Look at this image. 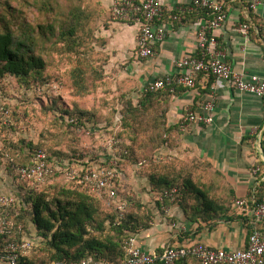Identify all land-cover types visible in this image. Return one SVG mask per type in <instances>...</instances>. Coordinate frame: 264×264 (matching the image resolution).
Here are the masks:
<instances>
[{
	"label": "trees",
	"instance_id": "1",
	"mask_svg": "<svg viewBox=\"0 0 264 264\" xmlns=\"http://www.w3.org/2000/svg\"><path fill=\"white\" fill-rule=\"evenodd\" d=\"M16 2H19L17 7L14 5ZM100 10L96 0H0V85L1 81L11 77L15 80V89L18 85L27 90L30 87L37 90L46 86L51 76L47 74L48 58L55 53L58 58L66 59L72 65L69 78L75 95H91L97 88L96 83L102 79L97 68L91 65V57L94 59L96 55L98 60L101 57L98 48L103 50L105 44L100 37V24L106 25V20L105 14L101 18L98 15ZM200 11L208 14L206 10ZM30 14L38 16L36 23L31 20ZM110 17L115 19L111 9ZM101 52L104 56V52ZM91 69L96 72L92 81ZM150 96L152 94H144L143 107ZM72 111L65 110L62 115L63 118L66 116L76 120L75 123L67 121L72 124L71 127L78 132L80 129L84 132L91 130L96 136L102 131L111 134L105 141L115 137L124 150L119 157L110 156L108 152L103 154L90 145V150L82 149L70 154L3 141L5 150L0 151V188H5V191L17 198L18 205L12 210V216L17 224L25 225L26 237L33 242L30 253L21 256L20 264H55L89 259H105L112 264H124L125 243L149 229L157 212L165 215L169 208L180 206L191 224L199 223L196 216L202 214V211L217 213L218 210L213 207L205 205L200 208L186 204L185 198H182L185 189L198 191L200 188L188 179L179 184L171 180L167 173L150 177L151 193L157 198L154 206L145 205L134 190L131 192L136 197L127 198L131 192L128 191V182L124 185L123 179L129 171L125 163L134 162L131 158L132 150L121 134L114 133L113 124H89L91 119H86L87 112L79 109ZM123 120L124 116H119L116 124ZM175 129L180 131V126ZM165 133L166 136L170 135L168 131ZM38 149L46 151L48 163L55 170L45 184L35 187L33 181L16 180L13 172L18 166L32 165ZM112 159L117 160L114 198L110 197L109 190L101 194L88 193L65 176L66 170L71 169L86 171L97 167L111 168L109 162ZM135 174L139 178L144 177L141 170H136ZM173 189L179 193L175 198H170L167 192ZM263 194L261 185L256 191V204L261 202ZM123 204H126L125 212L120 211ZM172 220L175 229L180 232L182 224L175 218ZM180 234L183 236L185 233L181 231ZM251 234L252 227L249 226V238ZM157 264L165 263L159 261ZM174 264L200 263L194 258H188Z\"/></svg>",
	"mask_w": 264,
	"mask_h": 264
},
{
	"label": "crops",
	"instance_id": "2",
	"mask_svg": "<svg viewBox=\"0 0 264 264\" xmlns=\"http://www.w3.org/2000/svg\"><path fill=\"white\" fill-rule=\"evenodd\" d=\"M120 1L96 0L102 9L98 15L101 18L105 14L106 20V25L100 24V37L105 42V58L115 73L113 79H119L124 91L131 94L136 95L132 91L137 89L138 96L134 99L137 101L139 95L146 94L144 89L149 83L179 74V61L199 56L198 31L208 15L201 11L178 12L180 8L190 7L194 0H158L166 9L158 23L166 37L156 45L155 56L144 59L138 55V24L110 17L111 7ZM212 1L226 4L227 20L215 32L219 51L234 69L264 76V42L260 36L264 26V0ZM176 15L180 20H173ZM241 24L250 27L247 37L239 31ZM122 86H118L117 92ZM211 101L216 106L213 124L193 125L188 132L180 131L176 139L170 135L165 137L166 131L178 133L175 128L188 108L197 111L199 106ZM144 115L149 127L161 129L169 142L167 147L174 150L176 157H190L197 164H205L202 169L197 164L194 167L204 179L199 192L187 190L194 197L192 206L203 208L206 205L218 211L216 214L202 211L196 216L200 224L188 222L183 209L177 205L169 208L165 215L157 212L151 227L136 236L138 246L147 253H160L169 246L206 245L225 251L244 248L249 239L252 216L249 211L237 208L235 201L246 199L252 204L255 200L261 174L254 175L252 169L257 166L264 168V100L238 91L227 81L217 82L213 77L201 74L194 88L178 87L175 93L162 91L152 94L144 102ZM127 178L124 177L123 184L134 183L133 186L139 190L138 182H132L130 176ZM135 180L140 181L139 177ZM144 184L151 191L149 181H144ZM140 198L147 202L151 196L149 199L146 196ZM148 205L154 206L152 203ZM173 218L182 224L183 236L172 225ZM204 220L209 222L203 223Z\"/></svg>",
	"mask_w": 264,
	"mask_h": 264
},
{
	"label": "built area",
	"instance_id": "3",
	"mask_svg": "<svg viewBox=\"0 0 264 264\" xmlns=\"http://www.w3.org/2000/svg\"><path fill=\"white\" fill-rule=\"evenodd\" d=\"M255 8V6H253ZM206 10L208 19L200 26L198 31V57L184 58L177 63L181 70L173 77L159 78L149 83L144 92L154 94L162 91L175 93L178 87L194 88L199 75L212 76L215 81H227L235 89L255 95L264 100V76L252 75L244 70H236L226 61L225 55L219 51V42L215 32L219 30L227 20L226 4L212 0H194L188 8H180L179 13L186 11L195 12ZM115 19L135 21L139 26L137 39L138 55L141 58L155 56V47L166 37L165 31L158 26L162 21L166 9L158 0H122L111 7ZM177 12V13H178ZM178 13V14H179ZM173 20H180L179 16H173ZM249 25L241 24L239 31L245 37L249 34ZM261 39L264 42V26L261 30ZM215 89V88H214ZM215 103L207 102L194 111L188 108L179 126L181 132H188L190 127L196 124L209 126L214 122ZM76 120L71 119L70 123ZM88 134L93 132L90 130ZM105 151L117 150L120 142L115 138H109ZM111 168H91L86 171L77 169L66 170L68 181L76 183L88 193L101 194L110 191V197H115L114 188L117 178V160H110ZM55 167L48 163L46 151H35L32 165L18 166L14 168L13 177L20 181H33L35 187L45 184L53 175ZM254 175L261 174L259 186L264 189V168L261 166L252 169ZM17 185V184H16ZM258 186V187H259ZM257 191V190H256ZM179 191L173 189L167 192L168 197L175 198ZM256 194V193H255ZM174 200V199H173ZM18 205L17 198L0 188V264H20L21 256L30 253L33 242L26 237L25 225L17 224L12 216V210ZM235 206L243 211H249L252 216V234L247 247L237 251H225L212 249L206 245H193L187 247H166L161 253L144 252L137 243L136 236L131 237L125 243L126 259L124 264H157L159 261L165 264L194 258L200 264H264V194L259 204L255 200L250 204L246 199L235 201ZM126 204L120 206V211L125 212ZM176 227L175 223L172 224ZM55 264H112L105 259H89Z\"/></svg>",
	"mask_w": 264,
	"mask_h": 264
},
{
	"label": "rangeland",
	"instance_id": "4",
	"mask_svg": "<svg viewBox=\"0 0 264 264\" xmlns=\"http://www.w3.org/2000/svg\"><path fill=\"white\" fill-rule=\"evenodd\" d=\"M18 4L19 2L14 3L16 7ZM34 15L30 14V18L36 23L38 16ZM101 51L104 52L98 48V52L101 54L98 60L96 55L94 59L91 57V65L93 64L97 68V73L101 74L102 79L96 83L95 91L86 97L75 95L69 78L72 65L69 64L68 60L58 58L55 53L48 58L47 74L51 76L46 86L39 84L43 87H39L37 90L30 87L27 90L18 85L15 89L13 78L8 77L1 81L0 151L5 150L3 141L8 140L14 144H24L29 147L32 145L34 147L39 146L47 150H59L70 154L82 149L90 150L91 145L103 154L108 152L111 154L110 156L118 155L119 157L124 150L123 146L117 150L105 151L107 144L105 138L111 134L102 131L97 136L89 135V130L84 132L81 129L78 132L70 126L72 124H68L67 121L70 118L62 117L65 110L75 111L79 109L87 112L85 117L91 119L89 124L95 123L102 126L113 124L114 133L121 134V137L125 139L126 145L132 150L131 158L134 160L133 163H125V167L129 168L128 178L134 176L131 181H137L139 184L138 190L133 186L134 183H128V188H130L128 191L134 190L139 194V197L146 196L148 199L151 196L150 201H147L148 203L144 201L145 205L156 202V196L144 186V181H149L151 176L157 177L167 173L171 180H175L179 184L188 179L201 188V183L204 181L203 175L197 174L194 167L199 166L202 169L205 164L201 162L197 164L190 157H176L174 155V150L168 148L169 146L167 147L169 142L166 143L167 138H164L161 129L147 125L142 105L144 96L139 95V99L135 101L136 95L138 96L137 89L131 90L132 93H137L136 95L129 93L130 91H124L123 86L118 83L119 79H113L114 70L109 66L110 62L105 59L106 53L104 52L105 55L103 56ZM92 71L93 69L90 73L91 81L96 76V72ZM118 86H122V88L120 87L117 92ZM121 114L124 116L125 122L123 120L116 124V119L122 116ZM179 133L181 132L170 134V137L175 136L176 139ZM164 135L165 137L169 136V134L166 136L165 132ZM95 136L96 138H94ZM135 169L141 170L144 174V177L139 178L140 181L135 180L137 177L134 175ZM2 190L6 189L3 188ZM135 197L136 195L131 192L127 198ZM182 198L183 200L185 198L186 204H193L194 197L187 189H185Z\"/></svg>",
	"mask_w": 264,
	"mask_h": 264
}]
</instances>
